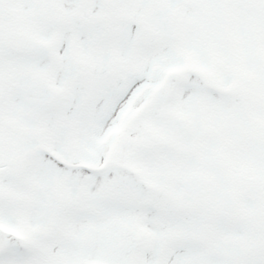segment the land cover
Segmentation results:
<instances>
[{"label":"snow or ice","instance_id":"obj_1","mask_svg":"<svg viewBox=\"0 0 264 264\" xmlns=\"http://www.w3.org/2000/svg\"><path fill=\"white\" fill-rule=\"evenodd\" d=\"M0 264H264V0H0Z\"/></svg>","mask_w":264,"mask_h":264}]
</instances>
